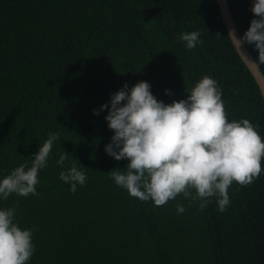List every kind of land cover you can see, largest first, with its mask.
<instances>
[{
	"label": "trees",
	"instance_id": "trees-1",
	"mask_svg": "<svg viewBox=\"0 0 264 264\" xmlns=\"http://www.w3.org/2000/svg\"><path fill=\"white\" fill-rule=\"evenodd\" d=\"M228 3L243 37L257 18L253 0ZM192 31L203 43L189 50L177 37ZM228 36L217 0H0V179L30 167L48 134L59 133L38 195L0 199V208H16L14 222L33 229L28 264H264V173L233 183L224 212L215 198L201 210L182 195L157 207L110 178L129 161L105 151L109 109L93 112L110 108L125 83L148 81L167 104L207 75L228 119H249L264 138L263 95ZM73 163L87 176L75 193L59 178Z\"/></svg>",
	"mask_w": 264,
	"mask_h": 264
},
{
	"label": "clouds",
	"instance_id": "clouds-1",
	"mask_svg": "<svg viewBox=\"0 0 264 264\" xmlns=\"http://www.w3.org/2000/svg\"><path fill=\"white\" fill-rule=\"evenodd\" d=\"M251 11L257 18L244 36L237 39L230 32L228 37L238 50L243 43L254 44L259 53L255 63L260 65L264 64V0H253ZM200 36L199 31H192L177 39L191 50L203 43ZM186 91V99L166 104L152 93L148 81H139L130 89L125 83L112 94L110 108L104 104L100 110L93 109L96 115L109 109L105 119L114 135L105 146L106 153L118 161H129L125 169L108 173L131 197L152 201L157 207L182 195L189 206L201 201V210L215 198L218 211L224 212L230 205L228 190L233 183L248 186L264 173V138L259 125L249 119H228L222 91L214 78L205 75ZM58 139V132L49 133L33 154L30 167L22 164L0 179V199L12 194L38 195L39 172L47 166ZM67 159L65 152L56 162L63 166ZM59 178L71 185L73 193L77 184L83 186L87 180L75 163ZM176 208L180 214L185 211L182 204ZM15 215V207L0 208V264H28L35 251L33 229H22L14 222Z\"/></svg>",
	"mask_w": 264,
	"mask_h": 264
},
{
	"label": "water",
	"instance_id": "water-1",
	"mask_svg": "<svg viewBox=\"0 0 264 264\" xmlns=\"http://www.w3.org/2000/svg\"><path fill=\"white\" fill-rule=\"evenodd\" d=\"M217 2H218L221 16L223 18L224 24L228 32L229 33L233 32L237 39L242 38L237 28V25L235 23V20L233 18V15L231 13L228 0H217ZM234 46L236 47V50L240 54L241 58L243 59L247 67L249 68L250 72L253 74L255 80L257 81L260 87L261 93L264 94V73L261 69V66L255 63L257 62V60L252 55V53L250 52V50L248 49L245 43H243L240 46V50H238V47L235 43H234ZM263 98H264V95H263Z\"/></svg>",
	"mask_w": 264,
	"mask_h": 264
}]
</instances>
